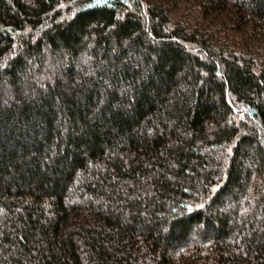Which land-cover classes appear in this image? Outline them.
<instances>
[{
    "label": "trees",
    "instance_id": "obj_1",
    "mask_svg": "<svg viewBox=\"0 0 264 264\" xmlns=\"http://www.w3.org/2000/svg\"><path fill=\"white\" fill-rule=\"evenodd\" d=\"M0 264H264V0H0Z\"/></svg>",
    "mask_w": 264,
    "mask_h": 264
}]
</instances>
